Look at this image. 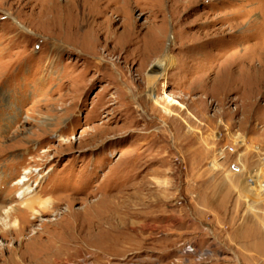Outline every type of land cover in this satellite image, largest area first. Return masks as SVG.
Listing matches in <instances>:
<instances>
[{
	"label": "rangeland",
	"instance_id": "374dc122",
	"mask_svg": "<svg viewBox=\"0 0 264 264\" xmlns=\"http://www.w3.org/2000/svg\"><path fill=\"white\" fill-rule=\"evenodd\" d=\"M263 167L264 0H0V221L19 180L54 205L25 246L36 228L59 264H264Z\"/></svg>",
	"mask_w": 264,
	"mask_h": 264
},
{
	"label": "bare ground",
	"instance_id": "6f19581e",
	"mask_svg": "<svg viewBox=\"0 0 264 264\" xmlns=\"http://www.w3.org/2000/svg\"><path fill=\"white\" fill-rule=\"evenodd\" d=\"M175 38L176 37L171 34L169 39L171 40V39H175ZM167 50H169V46L167 47ZM169 61L170 60L167 56L158 58V62L156 63V65H157L156 73H153L151 76L152 78L148 79L149 85H151L147 91L150 100L155 101L157 99V95H156L157 92H156L155 84L158 82L159 79H162V78L164 79L162 82L163 88H165V86L167 85V82L165 80V78H166L165 70H166V66H167L166 63L168 64ZM164 93H165V89H164ZM165 95L166 96H165L164 100L166 101V103L168 104L169 107L181 108V109L187 108L181 101L170 96L167 92L165 93ZM169 107L165 108V111L167 112V114L168 113L170 114L172 111L171 108H169ZM190 131L191 130H189V132ZM28 181H29V179H23V180H19L17 182L18 185H21V188H19L14 193V195L18 199L22 200L20 202V204H18V205H21L20 208H18V209L15 208L17 206V204H13L10 207L8 206L6 208H2V213L4 214V219H1V221H3L2 223H4L7 226V228L9 227V229H7L5 227V229H7L6 232L0 230V235H5V234L7 235V234H9V232L10 233L13 232L16 235L15 239L19 240V238H20V241H19L20 243L18 242L17 244H14L11 247L12 248L11 253H10L9 257L7 258V262H8V264H55V263L59 264L58 258L61 254L58 253L57 250L53 249L55 247L54 239L49 238V240L46 242V244H44V243L40 244L37 242L39 240V236L43 235V231L40 232L41 234H39L38 240H37V238H35V239H33V238L36 237V235L39 232L36 230V228H34L33 230H30L31 234L28 236L29 242L25 246V238L22 236H24V234L28 230V227H31L33 225V222H34V221H27L28 220V219H26L27 214L30 213V214H34V215L38 216L40 213H46V212L49 213V210L54 208L53 207L54 205L52 204L53 201H49V202L43 201L42 202L39 199V197L36 199H34L32 196L26 197V195L30 191V190H28V191L26 190V189H28V186H27ZM37 207L39 209H37ZM14 214H17V216L19 218H21V220L19 218H15V220L12 222L11 217L14 216ZM34 215H32V216H34ZM22 218H23V220H22ZM34 218H36V217H34ZM78 219H79V217H78ZM71 237H73V236H71ZM65 239H66V237H65Z\"/></svg>",
	"mask_w": 264,
	"mask_h": 264
},
{
	"label": "built area",
	"instance_id": "2783aa9c",
	"mask_svg": "<svg viewBox=\"0 0 264 264\" xmlns=\"http://www.w3.org/2000/svg\"><path fill=\"white\" fill-rule=\"evenodd\" d=\"M227 147L222 148L220 150H216V160L220 161L223 158L226 157ZM232 169L236 172H240V169L235 164L232 165ZM249 182L254 186H256V189L259 190V193L262 195L264 199V167L260 169L259 171L255 172L251 177H249ZM264 202V200H263ZM205 252V251H204ZM208 253H211L210 251L203 253L205 256H208Z\"/></svg>",
	"mask_w": 264,
	"mask_h": 264
}]
</instances>
